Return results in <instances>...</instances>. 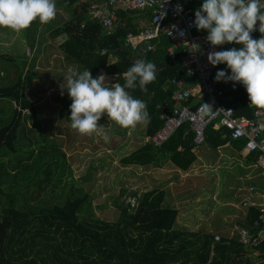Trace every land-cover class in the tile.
Returning <instances> with one entry per match:
<instances>
[{
	"label": "trees",
	"instance_id": "trees-1",
	"mask_svg": "<svg viewBox=\"0 0 264 264\" xmlns=\"http://www.w3.org/2000/svg\"><path fill=\"white\" fill-rule=\"evenodd\" d=\"M61 3L69 18L52 30V36L65 37L60 51L76 64L78 71L88 68L93 78L101 72L117 76L116 83L123 85L122 74L135 60L144 59L156 65V80L146 86V92L139 87L129 90L134 98L146 102L150 120L145 136H153L164 125L161 115L172 114L173 96L181 89L180 83L197 82L186 75L182 49L176 50V57L171 59L168 49L172 42L164 35L156 50L145 54L126 46L128 32L139 31L135 20H152V9L120 10L114 30L108 35L98 22L86 17L87 4H76V0H61ZM191 5L189 8L194 10ZM232 47L240 46L229 44L227 49ZM0 59L14 67L12 72L0 66V195L3 198L0 264H175L181 258L188 260L193 256L194 264H207L212 243L216 256L211 264H252L253 252L259 254L258 264H264V241L254 248L250 244L263 228L254 227V221L260 217L256 207H251L244 228L236 229L230 239L216 243L214 236L206 235L198 238L202 247L189 249L186 248L189 241L175 229L177 210L161 205L163 190L140 194L134 210L131 203L119 204L120 214L115 222L95 218L88 193L74 186L66 153L41 128L39 107L26 94L25 83L30 77L24 78L23 70L12 57L1 54ZM216 69L215 75L219 70L230 74L226 63ZM220 85L233 96V102L228 105L236 116H253L256 107L249 103L242 84L221 80ZM57 101L62 103L61 115L71 124L72 101L68 94H60ZM24 111L34 115L38 130L34 138L27 136L32 132L27 130L25 120L29 116ZM194 138L191 124H182L162 146L156 148L146 143L123 159V164H152L158 151L176 167L187 170L196 160ZM205 140L214 147L230 141L237 143L238 149L245 145L242 140H231L226 128L217 131L212 124L206 128ZM258 157L254 153L250 160L256 162Z\"/></svg>",
	"mask_w": 264,
	"mask_h": 264
},
{
	"label": "clouds",
	"instance_id": "clouds-1",
	"mask_svg": "<svg viewBox=\"0 0 264 264\" xmlns=\"http://www.w3.org/2000/svg\"><path fill=\"white\" fill-rule=\"evenodd\" d=\"M56 15L55 0H0V27L17 33L29 28L37 18L43 25L54 20ZM257 22L261 36L254 39L251 33L257 30ZM193 24L198 31H207L206 39L213 48L233 42L241 45L239 48L210 51L208 63L212 66L226 63L230 74L219 70L215 80L242 84L249 103L264 109V2L203 0L201 7L195 10ZM122 75L123 85L108 84L104 74L93 78L88 68L83 71L68 69L65 88L72 101L69 119L71 127L79 134H95L107 142V127L98 123L104 114L125 129L150 120L146 102L134 98L129 90L139 87L146 92V86L156 80V65L137 59Z\"/></svg>",
	"mask_w": 264,
	"mask_h": 264
},
{
	"label": "rangeland",
	"instance_id": "rangeland-1",
	"mask_svg": "<svg viewBox=\"0 0 264 264\" xmlns=\"http://www.w3.org/2000/svg\"><path fill=\"white\" fill-rule=\"evenodd\" d=\"M57 15L54 20L47 24H41L39 19L33 21L31 26L20 33L14 32L8 28L0 27V55L5 54L7 56L13 57L15 59V65L25 72H29L30 67L29 64L32 65V60L30 62L31 57L34 53L41 55L38 64V71L46 72L49 70V74H52L53 84H64L66 82V77L68 75V69L71 67L73 69L76 68V65L71 61H67L60 57V52H58L57 45L61 43V38L54 39L52 36V30L57 26L61 25L66 19L69 18V12L63 7L61 0H55ZM35 41V44H39L38 47L35 45V49L32 50V43ZM44 45V46H42ZM41 49V51H40ZM56 55V56H54ZM114 61V59H112ZM1 69H8L9 71L14 70L12 64L8 62H3L0 59ZM4 73V71H2ZM11 74V73H10ZM12 75V74H11ZM30 77V75H28ZM44 79L43 81H45ZM26 80L24 79V82ZM61 81V82H60ZM116 80L113 81L115 83ZM26 92L29 95V98L32 102H36L37 106L41 111V115L39 116V122L42 130L46 133V135L50 138H56V144H58L59 148H63L65 152H67L68 156V166L71 169V178L74 180L75 187H81L83 192L88 193L92 211L94 213L95 218L105 221L115 222L119 218L120 208L119 204L130 202V194L133 191H137V197L142 193L140 192V187L136 186L135 182L129 183L126 180L132 173L136 174V172L132 169L126 168L123 166L124 164H120V157L125 155L126 149L124 146L121 147V150H116L119 144H125V140L128 138L132 141L138 140L139 143H142L144 134V128L140 126L142 123L138 124L136 127L132 128H122L120 130L121 135H116L113 131L111 134H108L109 139L107 142L95 134L93 135H82L77 131L69 130L68 135L66 132L59 133L62 127V131L64 130L62 121L63 117L58 116L57 110L59 109L54 103V99L58 97L59 90H55L51 93V95L47 94V88L42 85L30 84L29 79L26 82ZM64 86V85H63ZM58 104V103H57ZM29 119L25 120V124L28 131H31V134H27L30 138H34L38 135V130L35 128L33 122L34 115L27 114ZM102 118L107 122L108 116L103 115ZM28 121L29 124H28ZM51 121V122H49ZM103 120H100L98 123L103 124ZM66 126H68L66 124ZM107 133H110L109 130ZM128 133L133 135L131 137L128 136ZM61 134H64L61 136ZM127 135V136H124ZM61 136V137H60ZM67 137V144L66 139ZM73 138V139H72ZM64 139V140H62ZM119 142H116L117 140ZM74 140V141H73ZM91 140V141H89ZM63 143H62V142ZM113 154L115 159H112L117 164H112L113 167H116L117 174H112V177L109 178V162L107 159L104 161H99L100 163H96L98 158L107 157V155ZM117 154V155H116ZM120 154V155H119ZM97 169V170H96ZM138 173V171H137ZM98 177L97 179L94 178ZM117 175L118 178H117ZM125 175V176H123ZM137 175V174H136ZM70 179V178H69ZM143 179H146V175H143ZM142 180V181H145ZM72 181V180H70ZM182 186L174 187V193L180 189L181 192H177L174 194V197H178V201H180V205H186L188 201H190V197L192 191L190 189L189 183L196 182L197 184H202L205 181V187L200 186L198 189H203L206 194L210 195L211 199L213 197V193L217 190L220 194L213 199V212L219 210L217 207V199L223 200L224 198H231L233 205H225L221 207L223 209V213L216 217L215 221L212 224V229L210 232H213V229L221 235H223L224 231L221 226V223L224 222V216H228L229 218H234L232 213H236L239 209L243 208L242 206V197L240 195L230 196L227 192L228 185L242 183L237 178L233 177V179L228 180L225 179L223 174L219 179L215 177V175H206L195 176L188 178ZM161 182L165 183L164 179H161ZM228 183V184H227ZM134 185V186H133ZM163 186V185H162ZM133 187V188H131ZM173 188V187H172ZM136 189V190H135ZM78 193L77 190H75ZM139 192V194H138ZM200 192V193H201ZM246 193V192H245ZM182 197L186 199H182ZM190 198V199H188ZM3 198L0 195V203ZM238 206L239 208L235 207ZM1 209V205H0ZM1 211V210H0ZM241 212V210L239 211ZM228 214V215H226ZM207 224V223H205ZM179 227L184 229L182 220H179ZM256 263L258 262L257 258H255Z\"/></svg>",
	"mask_w": 264,
	"mask_h": 264
},
{
	"label": "crops",
	"instance_id": "crops-1",
	"mask_svg": "<svg viewBox=\"0 0 264 264\" xmlns=\"http://www.w3.org/2000/svg\"><path fill=\"white\" fill-rule=\"evenodd\" d=\"M93 1H97V0H93ZM98 2H100V1H98ZM202 3H203V1L201 2L200 0H193L188 4V8H189V5L192 4L191 6H192V9H194V10H191L190 8L189 9L193 13H195V10L199 9L201 7ZM76 4H77V0H76ZM144 10H151V9H144ZM137 11H143V10H137ZM135 23L138 26L139 31H140V30L148 27L149 25H151L152 20L146 21L143 18H137L135 20ZM57 26H59V25H57ZM196 31L198 32V34L207 35L206 30H204V32H202V30H199V31L196 30ZM58 38L62 39L61 43L65 39L64 36H61ZM54 39H57V38H54ZM61 43L57 45V48L59 50L58 52H60V54H61L60 57L66 59L65 56L60 51ZM158 43H156V48H157ZM35 45H36V47L39 46V44H35V41H34L32 43V50L31 51H33L35 49ZM228 45L226 46V50H227ZM235 45H237V44H235ZM42 46H44V45H42ZM239 46L241 47V45H239ZM169 49H168L169 56L171 59H174L171 57ZM40 51H41V49H40ZM2 55H5V54H2ZM5 56H7V55H5ZM40 56L41 55L36 54V53L33 54V56L30 59V62L32 59L33 60H32V65H30L31 63L29 64V67H30L29 72L26 71L27 65L25 67L24 78H25V76L30 75L29 85L30 84H32V85L37 84L40 86L44 85L47 88L46 93L49 95H51V93L57 89L59 90V92H58L59 95L62 93L68 94L67 90L65 88L67 85V81L64 82V84H60V85L53 84L54 81H52V77H50L52 74L48 73L49 70H47L43 74H42V72L37 70L38 69L37 63L39 62ZM54 56H56V55H54ZM114 61H115V59H114ZM112 62H113V60H112ZM221 64L216 65L215 70H214V78H215V72L217 70L216 68L218 66H220ZM73 65H76V64H73ZM182 66L184 67L183 64H182ZM75 69L78 70V67L76 66ZM186 75L189 78L192 77L188 73H186ZM44 79H46V80L43 81ZM217 82H218L219 88L224 92V95H225V98L222 102L225 105H227L228 107H230L228 104L233 102V96L231 95L230 92H227L221 88L220 81H217ZM198 84H200V82H198V80L196 83L190 84V85H185L184 83H180L181 89L178 92H175L173 98L176 96V94H178L184 90L192 89ZM26 88H27V86L25 83V89ZM26 94L28 95L27 92H26ZM28 97H29V95H28ZM195 98H196V100L192 99L191 100L192 102H190L192 104L193 108H196L198 105H201L202 103L207 104L209 102V99H210V97L208 95H204L202 97V99H198L197 97H195ZM57 99H58V97H56L54 99L55 100L54 103L59 108L57 110V112H58V116H60L61 115L60 112L62 109V103H59L57 101ZM34 104L37 105L36 102H34ZM172 106H173V104H172ZM161 109L164 110L165 109L164 106H162ZM39 111H40V109H39ZM165 113L166 112H164L161 115V118H163V115ZM253 114H254V112H253ZM40 115H41V111H40L39 116ZM61 116L63 117V115H61ZM242 116H245V115H242ZM248 118H251V117H248ZM101 120H103L104 122H103V124H100V125L107 127L106 131L109 130V132H110L108 134H111V131H113L116 135H121L120 134L121 127L119 125H117L114 121H110V119H108V118H107V122L105 121L104 118H101ZM33 121H34V118H33ZM29 122L30 121H28V124H29ZM32 123H34V122H32ZM66 124L68 126H66ZM62 125H63L64 130L62 131V127H61V130L59 131V133H63V132L67 131L66 134L68 135L70 128H71V130L76 131L71 127V124L66 122L65 117H63ZM140 126H142V128H144V132H143L144 134L142 135V137H143L142 143H139L138 140L132 141V140L127 138L125 140V144L124 143L119 144L120 146H118L116 148V150H119V151L121 150V147H123V146L126 149H129V150H125L124 151L125 155L120 157V160H119L120 164L123 163V159L128 158L132 153H134L135 151H137L138 149L143 147V145L148 143L147 142L148 137L145 136L147 123H142ZM191 130H192V128H191ZM214 130L219 131V130H221V128H214ZM62 135H64V134H61V136ZM124 136H127V135H124ZM128 136L131 137L133 135L128 133ZM50 139L52 140V137H50ZM54 139H56V138H53V140ZM65 139H66V143H64V144L65 145L70 144V143H67V137H65ZM62 140H64V139H62ZM89 141H91V140H89ZM119 141L120 140L118 139L116 142H119ZM70 146H71V144H70ZM152 146H154V145H152ZM154 147L159 148L157 146H154ZM62 150H63V148H62ZM193 152L196 156V160L193 162V164L187 170H183L179 167H176L173 163L170 162V160H168V158L158 154V151H156L157 155H156V158L154 160V163H152V164L143 165V166L137 165V164H130V165L124 164L123 165V166H126V168L132 169L136 172L137 175L132 173L128 178L126 177V180H128L129 183L135 182L136 186L138 185V187H140V192L145 193V192H148V191H151L154 189L163 190L165 192L164 200H163L161 205H162V207L172 208V209L177 210L175 229L177 231L182 232L185 240L189 241V243H186L187 249H189L192 246L198 247V248L202 247L203 244L200 242V240H198V238H204L206 235L214 236L215 237L214 240L216 243H220L222 241V239H225V238L230 239L234 235L236 229L244 228V224L247 220V217H248V214L250 212L251 207H254V208L256 207L260 213V207L259 206L261 204H264V179L261 176L262 172L264 171V168L261 165H259V157H258L256 162H252L250 160V156L254 153L247 154L244 151V147L242 149H238L237 143H234L232 141L227 142L224 145H219L217 147H214L213 143L206 141V140H205V143H203V145H198V146L196 145V148L193 149ZM65 153H66V155L68 154L67 152H65ZM110 154H111V152H110ZM110 158L115 159L116 156L114 157V155L111 154L110 156L107 155V157L98 158L96 161V163L99 164L101 161H104L105 159L108 160V162H109V178L112 177L113 173L117 174V172H116L117 168L112 166V164H117V162H114ZM67 159H68V156H67ZM137 171H138V173H137ZM209 174L215 175V177L217 179H219L220 176L223 174L225 179L231 180V179H233V177H235L240 182H242V183L231 184V185L229 184L228 185L227 192L230 194V196L240 195L242 197L241 203H242L243 208L239 209V211L241 210V212L237 211L235 214L232 213L234 218H232V217L229 218L228 216H224V222L221 223V226H222L223 231H224L223 235L217 233L215 231V229H213V232H210L209 230L212 229V224L215 221L216 217L223 213V209H221V207H223L225 205H233V202L231 201L230 197L224 198L223 200H219V198H218L217 199V202H218L217 207L219 208V210L216 212H213L212 206H214V205H211V204L214 203L213 199L216 196H218L220 193L216 190L213 193L214 198L211 199L210 195L206 194L205 192H201V191H205L204 188L198 189V187H200V186L205 187L206 186L205 181L202 184H197L196 182L190 181L191 183H189L188 185L190 186L192 194L190 197L191 199L188 198V199H190V201H188L186 205L182 204L183 206H181L180 205L181 202L177 200L179 198L174 197L175 193L181 192L179 189L178 191H176L174 193V187L182 186L185 182H187L184 180L191 178V177H195V176L204 177V176L209 175ZM143 175H146L147 180L143 179ZM118 176L119 175H117V178H118ZM123 176H125V175H123ZM94 178L97 179L98 177H95V175H94ZM161 179H164L166 182L165 183L161 182ZM142 180H145V181H142ZM252 187L255 188L254 191L250 190ZM131 188H133V187H131ZM134 193L137 194V191H133L130 194V196H133L136 199V201H138V197L134 196ZM138 194H139V192H138ZM130 198H132V197H130ZM182 199H186V198L182 197ZM128 203H130V202H128ZM131 207L133 208L131 210L136 209L138 207V202L136 205L131 204ZM235 207L239 208L237 205ZM223 215H224V213H223ZM226 215H228V214H226ZM180 219L182 220L184 229L179 227V220ZM259 221H260V217H259V219L254 221V227L255 228L256 227L257 228L263 227L262 224H261V226H259V224H256V222H259ZM205 223H207V224H205ZM262 230H263V228H262ZM214 246H215V243H212L210 259H209L207 264H211L213 258L216 256ZM251 247L254 248L257 246H254V245L252 246V244H251ZM251 256L253 258L252 264H258V262L260 261L258 252L251 253ZM193 257H191L188 260H184V258H181L175 264H184V263L185 264H194ZM218 257H219V255H218ZM220 257H222V255ZM255 258H257V260H258L257 263H256V260H254Z\"/></svg>",
	"mask_w": 264,
	"mask_h": 264
},
{
	"label": "built area",
	"instance_id": "built-area-1",
	"mask_svg": "<svg viewBox=\"0 0 264 264\" xmlns=\"http://www.w3.org/2000/svg\"><path fill=\"white\" fill-rule=\"evenodd\" d=\"M191 1L193 0H105L100 2L77 0V4H87L86 17L98 22L108 35L114 30L120 10L153 9L152 24L138 31L137 34L128 32L125 38L126 46L137 53L145 54L156 50V43L164 35L172 42V47L169 49L171 57L175 58L176 50L182 49V64L187 73L200 82L194 88L176 94L173 98L172 114L163 115L164 125L153 136L147 138L148 143L160 147L178 127L190 123L195 134L194 143L197 146L203 145L206 128L212 124L214 128H226L231 140L244 141V151L247 154H259V165L264 168V109L256 108L253 116L248 118L236 116L234 109L222 102L225 95L214 78L216 66L208 63L207 55L213 50H226V46L231 43L213 48L206 39L207 35L198 34L193 24L195 13L188 8ZM255 27L257 30L251 35L254 39H259L261 36L258 31L259 22ZM101 74L106 75L108 84H114L113 81L117 79V76L107 75L104 72ZM204 95L210 97L206 104L208 106L202 103L193 108L190 101L196 100L195 97L202 99ZM14 106L20 110L16 103ZM261 176L264 179V171ZM250 190L254 191L255 188L252 187ZM130 202L132 205L137 204L135 198H131ZM259 207L260 221L256 224L259 226L262 224L263 230L253 239L252 246H258L264 241V204Z\"/></svg>",
	"mask_w": 264,
	"mask_h": 264
}]
</instances>
